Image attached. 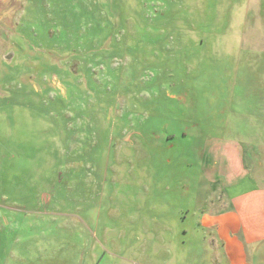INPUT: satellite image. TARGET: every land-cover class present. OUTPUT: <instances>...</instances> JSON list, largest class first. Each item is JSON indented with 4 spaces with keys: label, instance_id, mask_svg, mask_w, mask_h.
Here are the masks:
<instances>
[{
    "label": "rangeland",
    "instance_id": "1",
    "mask_svg": "<svg viewBox=\"0 0 264 264\" xmlns=\"http://www.w3.org/2000/svg\"><path fill=\"white\" fill-rule=\"evenodd\" d=\"M247 131L264 0H0V264H227L205 225Z\"/></svg>",
    "mask_w": 264,
    "mask_h": 264
},
{
    "label": "crops",
    "instance_id": "2",
    "mask_svg": "<svg viewBox=\"0 0 264 264\" xmlns=\"http://www.w3.org/2000/svg\"><path fill=\"white\" fill-rule=\"evenodd\" d=\"M238 134L264 138L262 131ZM234 135L221 152L226 166L216 177L225 196V210L207 217L205 225L216 227L212 233L222 241L225 256L219 250L222 243L210 247L211 256L218 261L222 256L227 264H264V147L257 142L241 145ZM63 157L56 155L58 161Z\"/></svg>",
    "mask_w": 264,
    "mask_h": 264
}]
</instances>
